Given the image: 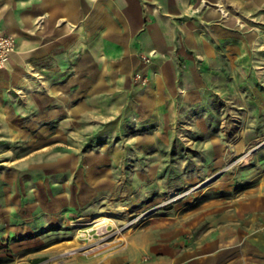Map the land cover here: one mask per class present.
<instances>
[{"label":"rangeland","instance_id":"rangeland-1","mask_svg":"<svg viewBox=\"0 0 264 264\" xmlns=\"http://www.w3.org/2000/svg\"><path fill=\"white\" fill-rule=\"evenodd\" d=\"M261 1L222 0L228 15L209 19L190 0L191 13L166 25L162 63L143 52L120 65L94 56L91 72L63 65L0 97V264H202L204 233L235 235L221 241L234 243L222 263L264 261ZM242 38L244 74L233 50ZM106 212L118 225L98 242L125 248L57 246L101 237L89 221Z\"/></svg>","mask_w":264,"mask_h":264},{"label":"crops","instance_id":"crops-1","mask_svg":"<svg viewBox=\"0 0 264 264\" xmlns=\"http://www.w3.org/2000/svg\"><path fill=\"white\" fill-rule=\"evenodd\" d=\"M189 1L0 0V27L14 35L15 51L18 47V54L13 56L14 51L0 70V97L27 87L33 76H41L43 82L46 75L60 74L63 65H89L91 72L94 56L100 65H120L133 62L137 52L155 49L158 55L152 58L162 63L171 43L166 25L183 13ZM59 18L66 22L58 25ZM225 240H235V235L202 234L198 261L234 264L233 256L222 263L226 252L231 256L234 251V243L221 246Z\"/></svg>","mask_w":264,"mask_h":264},{"label":"bare ground","instance_id":"bare-ground-1","mask_svg":"<svg viewBox=\"0 0 264 264\" xmlns=\"http://www.w3.org/2000/svg\"><path fill=\"white\" fill-rule=\"evenodd\" d=\"M202 4L201 6L205 7V14L208 16L209 19H212L213 17H223L228 15V13L226 12V9L224 7V4L222 2V0H212V3L208 2L207 0H201ZM263 2V3H262ZM261 4H264V0L261 1ZM4 6H6V3L1 7L3 8ZM189 8L185 7L184 8V12H189L188 11ZM196 12V11H194ZM191 13V12H189ZM237 17H235L236 19ZM230 19V18H228ZM227 19V20H228ZM65 23L66 19L65 18H59L56 23L58 25H60L61 23ZM41 23L39 24V27H41ZM247 38H242L241 40H236L235 44L233 45V50L235 52H237L238 54H241V58L239 59V64L240 66L237 68L238 70H241L244 73H246V71L248 70L249 67V59H250V55H249V47L247 45ZM263 47V46H262ZM18 47L16 49V51L13 53V56L18 54ZM244 54V55H243ZM147 55L154 57L155 55H158V51L155 49H151L150 51L147 52ZM199 59H204L203 56H199ZM8 62V61H7ZM242 65V66H241ZM29 70H32L31 67H28ZM246 80V78H245ZM174 84V83H173ZM245 84H247V81H245ZM252 84V83H249ZM173 89V86H172ZM21 92V91H19ZM25 95L23 94L22 97H24ZM222 96V94L216 95V94H212V97H216V100H218L217 102H220V97ZM247 155L244 156L243 161L247 160ZM217 179V177L215 179H213L211 182L215 181ZM209 182V183H211ZM207 183V184H209ZM176 193L171 192L169 193L170 196L175 195ZM154 212V210L150 211V214ZM149 215L146 214V216ZM14 219V217H13ZM90 224H92L91 228H93L99 235H102L99 238H95L91 235L90 237H86V239H82L80 240V235L78 233L74 234L72 239L69 241H66L64 243H59L57 246L62 247L66 250V252H68L69 250H76L77 248H82L81 251H73L77 254H81V255H94V254H99V253H105V256L108 254H111L115 251H119L123 248H125L126 246V241L123 240L122 243H117L116 240H112V241H107V242H102L99 243L98 240H100L101 238L105 237L107 232H106V228L108 226L112 227V228H117V220L112 217L110 215V212H106L103 215L100 214H93L90 217ZM77 225V224H76ZM124 233H122V236L120 238V240L124 239ZM98 242V243H97ZM84 248V249H83ZM104 256V255H103ZM61 262V261H60Z\"/></svg>","mask_w":264,"mask_h":264},{"label":"built area","instance_id":"built-area-1","mask_svg":"<svg viewBox=\"0 0 264 264\" xmlns=\"http://www.w3.org/2000/svg\"><path fill=\"white\" fill-rule=\"evenodd\" d=\"M15 48L16 40L14 35L5 32L0 27V70L6 66L7 61L14 52Z\"/></svg>","mask_w":264,"mask_h":264},{"label":"water","instance_id":"water-1","mask_svg":"<svg viewBox=\"0 0 264 264\" xmlns=\"http://www.w3.org/2000/svg\"><path fill=\"white\" fill-rule=\"evenodd\" d=\"M221 175V172L215 174L214 176L210 177L209 179H207L205 182H203L202 184H200L199 186L196 187V189L198 188H202L204 187L205 185H207V183L211 182L213 179H215L216 177L218 178L219 176ZM156 209V208H155ZM153 209V210H155ZM152 211V210H151ZM150 214V212H148ZM147 213V214H148Z\"/></svg>","mask_w":264,"mask_h":264}]
</instances>
